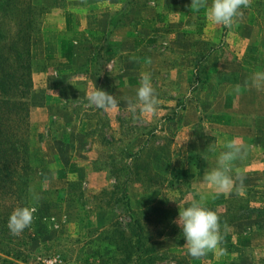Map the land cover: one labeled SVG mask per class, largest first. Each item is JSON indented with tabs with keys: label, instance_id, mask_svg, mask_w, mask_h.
<instances>
[{
	"label": "rangeland",
	"instance_id": "374dc122",
	"mask_svg": "<svg viewBox=\"0 0 264 264\" xmlns=\"http://www.w3.org/2000/svg\"><path fill=\"white\" fill-rule=\"evenodd\" d=\"M28 2L40 30L31 37L29 80L9 96L22 105L6 109L19 129L18 160H0V264L53 256L120 264L124 194L145 237L143 258L131 264H264V215L246 210L264 211V87L253 84L264 70V0H250L231 27L192 0ZM19 14L0 8L10 35L23 25ZM144 72L158 109L133 116L127 104ZM95 87L117 96L119 108L90 103ZM232 143L244 145L230 162L234 183L217 190L204 177ZM148 156L152 166L134 180L127 169L143 168ZM201 196L219 217L221 241L194 257L177 218ZM23 204L36 208L32 223L13 233L8 217Z\"/></svg>",
	"mask_w": 264,
	"mask_h": 264
},
{
	"label": "clouds",
	"instance_id": "9594fccd",
	"mask_svg": "<svg viewBox=\"0 0 264 264\" xmlns=\"http://www.w3.org/2000/svg\"><path fill=\"white\" fill-rule=\"evenodd\" d=\"M250 0H192L191 6L197 10L205 9L207 17L214 23L231 27L244 15V8L248 7ZM253 84L264 87V70L254 73ZM90 103L100 109H118L119 101L107 91L95 87L91 93ZM159 98L152 82L151 73L144 72L136 89L135 99H129L127 108L136 116L139 112L155 113L158 109ZM230 150L222 152L218 157V166L205 174L207 183L217 190H227L233 183L229 174L231 161L241 154L244 145L230 144ZM207 196L193 199L186 206L179 208L177 223L185 238L187 251L194 257L205 255L209 250L216 249L221 241L219 232V217L213 209L206 206ZM36 211L34 205H19L13 209L8 217V227L13 233H20L28 227Z\"/></svg>",
	"mask_w": 264,
	"mask_h": 264
},
{
	"label": "trees",
	"instance_id": "16d2710c",
	"mask_svg": "<svg viewBox=\"0 0 264 264\" xmlns=\"http://www.w3.org/2000/svg\"><path fill=\"white\" fill-rule=\"evenodd\" d=\"M2 7H5L6 10L10 8L17 14L20 13L19 15L23 18L22 27L13 35L9 34V27L7 24L0 23V160L13 156L16 161L18 159H16L15 146L18 141L16 142L15 135H17L19 129L18 126L11 121L10 117L12 115H7L6 109H16V105H22L20 102L16 101L14 97L9 96L11 92H23V89L19 90L18 88H25L26 82L29 80L31 74V37L33 34L38 33L40 28L34 27V21L29 18L32 17L36 9L28 0H0V8ZM122 9L124 10V7ZM123 10L119 12V14L115 13L108 22L107 36L118 26L122 18ZM22 81L24 82L23 87L20 86L21 84L19 85V82ZM16 87H18V90L14 89ZM144 136L147 137L148 140L149 134L146 133ZM145 145L146 144L142 145L138 149V152H141L145 148ZM153 150L154 149H152V152ZM141 166L143 165L140 164L139 166L134 164L133 167L129 169L124 168L129 170L130 174L133 173L135 176L134 180L138 181L141 178L140 174L142 171L147 170L149 168L148 166H152L151 156H148L146 159L144 167L142 168ZM147 175L148 173L146 172L145 176ZM122 200V205L126 208L123 214L127 217V227L121 229L120 236L123 242L119 241L116 243L115 249L118 255L123 256L122 260L119 261L120 264H131L135 260L143 258L145 252L143 249L145 237L142 235L143 229L140 226L139 220L135 217L133 210L130 208L125 194ZM248 208L249 207H247L246 210L250 213L256 212L259 216L264 215V211ZM234 216H237V214ZM126 232L129 233V237L126 236ZM118 255H116V258H119ZM2 264L11 263L3 261Z\"/></svg>",
	"mask_w": 264,
	"mask_h": 264
},
{
	"label": "built area",
	"instance_id": "2783aa9c",
	"mask_svg": "<svg viewBox=\"0 0 264 264\" xmlns=\"http://www.w3.org/2000/svg\"><path fill=\"white\" fill-rule=\"evenodd\" d=\"M43 264H67L65 262H63L59 257L57 256H53V257H49L47 259H43Z\"/></svg>",
	"mask_w": 264,
	"mask_h": 264
},
{
	"label": "crops",
	"instance_id": "0c3cea01",
	"mask_svg": "<svg viewBox=\"0 0 264 264\" xmlns=\"http://www.w3.org/2000/svg\"><path fill=\"white\" fill-rule=\"evenodd\" d=\"M83 28H84V27H81L79 30H82V31H84V29H83ZM114 29H115V28H114ZM58 33H59V32H58ZM111 33H112V32H111ZM111 33H110V34H111ZM58 35H60V36H62V37H65V34H64L63 32H62V33H60V34H58ZM115 35L117 36V34H113V35H112V38H113V39L117 38V37H115ZM78 44H79V45H81V44H82V43L80 42V40H79Z\"/></svg>",
	"mask_w": 264,
	"mask_h": 264
}]
</instances>
